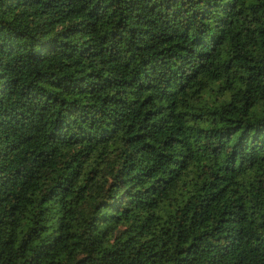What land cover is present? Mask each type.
Segmentation results:
<instances>
[{
    "label": "trees",
    "instance_id": "obj_1",
    "mask_svg": "<svg viewBox=\"0 0 264 264\" xmlns=\"http://www.w3.org/2000/svg\"><path fill=\"white\" fill-rule=\"evenodd\" d=\"M0 264H264V0H0Z\"/></svg>",
    "mask_w": 264,
    "mask_h": 264
}]
</instances>
